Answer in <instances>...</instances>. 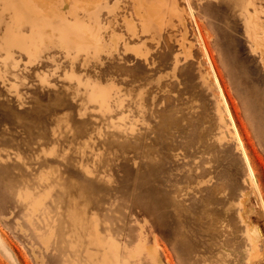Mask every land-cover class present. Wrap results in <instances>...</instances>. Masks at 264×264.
Returning <instances> with one entry per match:
<instances>
[{
    "label": "rangeland",
    "instance_id": "obj_1",
    "mask_svg": "<svg viewBox=\"0 0 264 264\" xmlns=\"http://www.w3.org/2000/svg\"><path fill=\"white\" fill-rule=\"evenodd\" d=\"M0 264H264V0H0Z\"/></svg>",
    "mask_w": 264,
    "mask_h": 264
},
{
    "label": "bare ground",
    "instance_id": "obj_2",
    "mask_svg": "<svg viewBox=\"0 0 264 264\" xmlns=\"http://www.w3.org/2000/svg\"><path fill=\"white\" fill-rule=\"evenodd\" d=\"M249 25H251V24H249ZM254 29V28H253ZM221 54H222V59H224V54L222 53V51H221ZM253 104L250 102V101H247V111L248 112H252L253 111ZM221 112H222V110H220ZM249 181V180H248ZM242 202V201H241ZM249 223H251V222H249ZM255 228V227H254ZM253 230V229H252ZM254 231H255V229H254ZM254 231H252V232H254ZM257 231H258V228H257ZM250 232H251V230H250ZM251 232V233H252ZM259 232V231H258ZM250 233V234H251ZM95 234H97V232H95ZM254 234H257V233H252L251 235H254ZM260 234V233H259ZM259 234H257L258 236H259ZM254 237H256V236H254ZM253 236H252V238H254ZM256 240V239H255ZM115 241V240H114ZM87 244V243H86ZM114 252V251H113Z\"/></svg>",
    "mask_w": 264,
    "mask_h": 264
}]
</instances>
